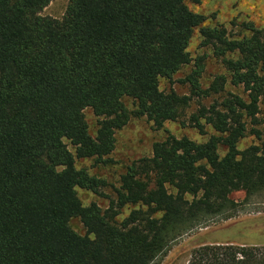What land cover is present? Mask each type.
<instances>
[{
    "label": "trees",
    "instance_id": "16d2710c",
    "mask_svg": "<svg viewBox=\"0 0 264 264\" xmlns=\"http://www.w3.org/2000/svg\"><path fill=\"white\" fill-rule=\"evenodd\" d=\"M51 1L0 0V264H158L187 233L264 194V145L238 149L248 132L259 137L247 122L257 124L264 104V24L245 23L249 35L233 38L189 9L202 0H68L55 19L41 15ZM195 29L245 96L199 107L189 122L201 134L214 130L205 142L167 135L126 168L106 209L83 206L76 189L98 192L104 181L76 159L106 162L131 117L160 129L188 106L190 96L161 91L159 80L191 62ZM200 72L184 80L194 95L226 84L220 75L204 91ZM86 108L99 119L95 136ZM239 191L242 203L230 197ZM74 218L84 235L71 228ZM187 264H264V249L206 244Z\"/></svg>",
    "mask_w": 264,
    "mask_h": 264
},
{
    "label": "rangeland",
    "instance_id": "374dc122",
    "mask_svg": "<svg viewBox=\"0 0 264 264\" xmlns=\"http://www.w3.org/2000/svg\"><path fill=\"white\" fill-rule=\"evenodd\" d=\"M67 3L68 0H52L41 15L61 19ZM188 7L191 11L204 16L205 26L222 25L233 38L249 35V31L244 27L245 23L252 22L256 27L264 24V0H202L199 4L188 3ZM200 41L199 29H195L188 46L191 62L183 66L170 80H159L161 91L166 93L174 91L178 95L190 96L188 106L184 108L177 120L167 121L162 128L157 129L146 117H131L123 128L115 132V147L106 158V162L96 161L94 158L76 159L78 169L84 168L90 175L104 181V185L98 192L76 189L83 206L95 203L102 210L106 209L116 197L120 177L126 168L134 161L150 157L153 143L164 140L167 135L177 138L187 137L198 143L205 142L211 134L215 133L214 130L209 125H205L204 134H201L189 122L190 115L199 107L220 102L227 93L245 96L242 87H234L229 83V73L224 67L222 58L214 54L212 47L200 46ZM236 56V54H230L227 58ZM197 67L201 68L197 80L202 90H207L220 75L227 79L223 89L218 93L209 92L207 95L192 94L190 84L184 80ZM122 100L128 110H134L135 106L131 98L125 97ZM83 113L91 136H95L99 119L90 108H86ZM256 117V125H250L249 122L247 124L248 129H257L259 137L248 132L238 143L239 150L250 145H264V104L260 105ZM65 143L73 153L74 148L69 141L65 140ZM224 153L225 148L220 147V156ZM230 197L242 203L245 194L243 191L233 192ZM239 209L240 212L231 219L212 223L181 237L158 264H187L191 251L206 244H233L264 249V194ZM130 210L131 208H124L119 218L126 216ZM70 226L78 234H85V228L79 219H72Z\"/></svg>",
    "mask_w": 264,
    "mask_h": 264
}]
</instances>
